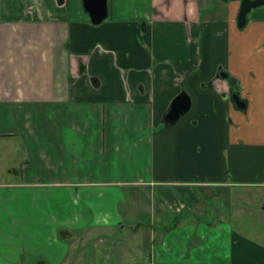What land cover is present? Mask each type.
<instances>
[{
  "label": "crops",
  "instance_id": "obj_1",
  "mask_svg": "<svg viewBox=\"0 0 264 264\" xmlns=\"http://www.w3.org/2000/svg\"><path fill=\"white\" fill-rule=\"evenodd\" d=\"M107 6L0 0V264H264V5Z\"/></svg>",
  "mask_w": 264,
  "mask_h": 264
},
{
  "label": "water",
  "instance_id": "obj_2",
  "mask_svg": "<svg viewBox=\"0 0 264 264\" xmlns=\"http://www.w3.org/2000/svg\"><path fill=\"white\" fill-rule=\"evenodd\" d=\"M264 5V0H241L240 11L238 14V25L243 27L248 20V14L253 8ZM85 9L89 12L90 19L93 23L99 24L108 16L107 0H84ZM223 75H227L223 73ZM240 90V89H238ZM232 98L240 108L246 107V101L240 96L239 91L235 90ZM191 98L188 93H179L172 101L168 110L164 114V121L167 125H173L179 122L182 117L191 108Z\"/></svg>",
  "mask_w": 264,
  "mask_h": 264
},
{
  "label": "rangeland",
  "instance_id": "obj_3",
  "mask_svg": "<svg viewBox=\"0 0 264 264\" xmlns=\"http://www.w3.org/2000/svg\"><path fill=\"white\" fill-rule=\"evenodd\" d=\"M139 3V5L141 6V4H142V1H135L134 3H132L133 5H137ZM129 4V3H128ZM130 6H131V4L130 5H127V8H128V10H129V8H130ZM257 9V8H256ZM259 9V8H258ZM249 14H251V12L249 13ZM248 14V15H249ZM129 223H133V216H130V215H126L125 216V224L127 225V227L126 228H124L123 229V232H121V231H118V232H116V234L118 235V236H122V239L121 240H119V241H122L123 239L126 241V242H113V245L114 246H117V248H115V250L116 251H118L117 249H119V247L120 248H130V244H131V242H130V238L129 237H131V232H130V229H129V227H128V224ZM116 235V238H119L118 236ZM88 237H89V241L88 242H81L83 245H84V249H81V250H89V251H87L88 253H91V255H93V256H96V254H94V251H95V249L97 250V252H98V250L100 249V247H93L95 244H96V242H94V235H93V233H91V234H89L88 235ZM115 241V240H114ZM107 243H109V242H107ZM78 244V242L77 241H71L70 242V247H71V249L72 248H76V245ZM81 244V245H82ZM138 248L140 249V250H145L146 249V242L145 241H143V240H141L140 241V243H139V245H138Z\"/></svg>",
  "mask_w": 264,
  "mask_h": 264
}]
</instances>
